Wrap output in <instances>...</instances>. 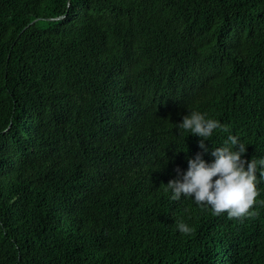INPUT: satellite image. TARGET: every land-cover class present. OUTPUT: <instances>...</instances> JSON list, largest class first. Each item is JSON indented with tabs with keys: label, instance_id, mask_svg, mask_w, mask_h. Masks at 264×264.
<instances>
[{
	"label": "trees",
	"instance_id": "1",
	"mask_svg": "<svg viewBox=\"0 0 264 264\" xmlns=\"http://www.w3.org/2000/svg\"><path fill=\"white\" fill-rule=\"evenodd\" d=\"M192 110L264 158V0H0V264H264L259 169L243 218L171 199Z\"/></svg>",
	"mask_w": 264,
	"mask_h": 264
},
{
	"label": "clouds",
	"instance_id": "2",
	"mask_svg": "<svg viewBox=\"0 0 264 264\" xmlns=\"http://www.w3.org/2000/svg\"><path fill=\"white\" fill-rule=\"evenodd\" d=\"M179 129L200 138L202 150L188 158L187 169H175V178L166 184L171 199H191L197 206L210 210L214 215L226 213L229 218H243L250 214L259 195L257 171L264 179V158L248 160L247 146L239 136L229 134L222 147L209 150L205 143L217 129L227 132L228 128L219 120L209 118L197 110L188 111ZM210 153L212 160L204 159ZM182 235L191 233L192 228L184 222L176 225Z\"/></svg>",
	"mask_w": 264,
	"mask_h": 264
},
{
	"label": "water",
	"instance_id": "3",
	"mask_svg": "<svg viewBox=\"0 0 264 264\" xmlns=\"http://www.w3.org/2000/svg\"><path fill=\"white\" fill-rule=\"evenodd\" d=\"M33 23H35V22H33ZM33 23H32V24H33Z\"/></svg>",
	"mask_w": 264,
	"mask_h": 264
}]
</instances>
